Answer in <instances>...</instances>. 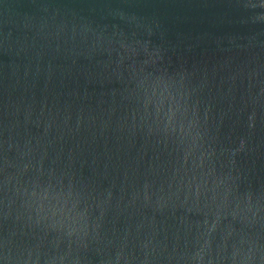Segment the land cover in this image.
Wrapping results in <instances>:
<instances>
[{"label":"water","instance_id":"water-1","mask_svg":"<svg viewBox=\"0 0 264 264\" xmlns=\"http://www.w3.org/2000/svg\"><path fill=\"white\" fill-rule=\"evenodd\" d=\"M0 264H264V0H0Z\"/></svg>","mask_w":264,"mask_h":264}]
</instances>
